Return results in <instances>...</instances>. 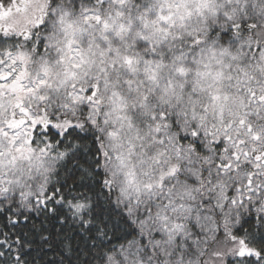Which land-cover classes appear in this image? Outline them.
Returning <instances> with one entry per match:
<instances>
[{
    "label": "snow or ice",
    "instance_id": "obj_1",
    "mask_svg": "<svg viewBox=\"0 0 264 264\" xmlns=\"http://www.w3.org/2000/svg\"><path fill=\"white\" fill-rule=\"evenodd\" d=\"M0 264H264V0H0Z\"/></svg>",
    "mask_w": 264,
    "mask_h": 264
}]
</instances>
